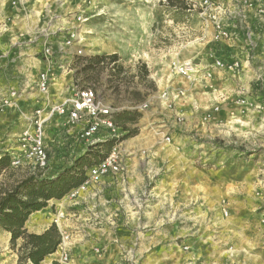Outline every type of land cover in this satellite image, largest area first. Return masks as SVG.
<instances>
[{
	"label": "crops",
	"instance_id": "0c3cea01",
	"mask_svg": "<svg viewBox=\"0 0 264 264\" xmlns=\"http://www.w3.org/2000/svg\"><path fill=\"white\" fill-rule=\"evenodd\" d=\"M53 1L26 0L23 7L16 9L11 8L9 0H0V92H18L13 104L0 110V156L22 155L19 138L28 127L27 116L44 105L42 97L35 99L31 93L38 75L48 68L41 56L42 32L68 28L76 17L83 16L77 13L68 18L64 6ZM148 22L143 25L146 43L153 23L157 25L156 21ZM157 37L156 30V40ZM145 47L143 56L156 91L140 88L138 91L149 94L144 102L136 105L127 99L117 104L120 111L148 104L138 125L139 134L129 141V146L120 148L126 172L103 178L77 203L51 201L46 209L31 215L26 224L29 233L42 234L61 212L64 217L58 228L71 237L70 264L95 260L116 264L121 260V251L147 254L152 249L173 250L179 244L181 202L195 205L191 207L194 213L196 209H205V215L211 213L210 222L219 223L224 219V196L232 199L225 209L232 217L234 213L239 216L241 222L242 217L255 218L258 203L264 204L257 185L261 180L256 179L260 165L264 167V159L257 157L264 154V38L254 50L248 48L247 40L241 36L221 45L206 42L202 48H190L186 53L172 48L166 57L161 46L155 49V59ZM213 52L218 58L240 60L242 71L233 74L216 69ZM126 55L136 58L131 51ZM132 61L130 58L129 63ZM189 61L197 69L192 80L174 71V64ZM153 63L156 69L152 75L149 65ZM70 92L65 84L61 93L49 101L60 104L70 97ZM64 124L63 118L55 116L46 126L51 147L48 170L24 163L13 168V178L5 175L1 181L13 184L33 174L53 178L71 166L84 152L75 142L79 127ZM150 128L161 131L154 134L148 131ZM163 141L167 144L160 147ZM226 148L236 156V179H230L224 170L228 169L229 154H223ZM217 152L222 154L216 160ZM10 240L11 235L0 228V264H19L17 254L10 249ZM99 252L103 254L93 256ZM59 259L58 250L45 264Z\"/></svg>",
	"mask_w": 264,
	"mask_h": 264
},
{
	"label": "rangeland",
	"instance_id": "374dc122",
	"mask_svg": "<svg viewBox=\"0 0 264 264\" xmlns=\"http://www.w3.org/2000/svg\"><path fill=\"white\" fill-rule=\"evenodd\" d=\"M48 1L50 3L54 2L53 0ZM190 1L197 2L199 0ZM58 2L61 6H64L68 18L77 13H82L84 17L88 18L87 27L85 28L90 33H87L88 40L84 48L85 58L117 52L116 54H121V56L118 55L116 68L120 71L116 70V73L120 72L121 76L116 78L115 72H106L105 69L100 75L95 73L86 74L82 71L81 59L59 57L54 60L52 66L55 82L50 90L49 98L57 97V94L59 95L64 89L65 84H68L70 89L73 85L78 84L83 88H93L100 99L112 106L125 103L127 99L124 98V94L117 95L115 90L117 85L123 92L127 89L138 90L140 88L156 91L154 87L156 83L149 77L150 73L146 66L148 61L143 56L146 50L145 45H147L148 50L152 51L153 57H151L155 59V49H159L161 46L166 57L172 48L181 49L186 53L190 48L198 50L204 44L198 41L203 35L201 19L197 11L188 12L187 3L185 4L186 10H170L161 0H58ZM150 20L156 21L157 25L153 23L151 36H149L148 43H146L143 36V25ZM130 24L134 26L138 24L139 26L131 27ZM156 30L157 40L155 38ZM262 38H264V33H262ZM3 41L6 43L8 39L5 38ZM130 51L134 53L136 58H132L130 55L126 58V52ZM130 58L133 60L131 63H129ZM149 66V70L153 75L156 67L154 63ZM139 70L148 72L146 84L140 82L137 74ZM8 93L9 89L1 91L0 100ZM31 93L35 95V99L44 97L38 91L37 86ZM146 93L148 94V92L144 94ZM148 131L155 134L156 131L161 130L150 128ZM125 135L126 133L122 130L114 147L123 148L130 145L129 141L134 137L123 140ZM259 141L261 142L262 138ZM165 143L167 144L163 141L159 146L164 147L166 146ZM216 143L218 146H222L218 141ZM50 148L49 146L48 150ZM228 150L230 151V148L223 151V154H229L226 156V159H228L226 168L228 169L224 170L226 175L231 177L230 179H236L235 175L239 171H237L236 156L230 155L232 153ZM219 154L222 153H216V160ZM263 155L260 154L257 157L260 156L261 159H264ZM260 171L256 179L261 180L260 184L257 182L260 188L258 193L264 200V167L262 165H260ZM223 198L225 202L222 205L226 207L229 204L228 201L232 199L225 196ZM194 206L181 202L179 244L173 250H167L166 248L162 250L152 249L147 254L137 251H121V260L116 264H264L263 203H258L255 218L242 217V222L235 213L232 217L228 209L221 207L224 219L220 220V223L210 222L211 213L205 215V209L204 212H198V209H196L194 213L191 209ZM165 207L170 206L165 204ZM229 216L230 219L227 220ZM102 254V252L93 253V256L96 257V255ZM87 264H104V262L95 260Z\"/></svg>",
	"mask_w": 264,
	"mask_h": 264
},
{
	"label": "built area",
	"instance_id": "2783aa9c",
	"mask_svg": "<svg viewBox=\"0 0 264 264\" xmlns=\"http://www.w3.org/2000/svg\"><path fill=\"white\" fill-rule=\"evenodd\" d=\"M26 0H9L11 8H20ZM188 12H198L203 26V35L198 41L211 42L221 45L230 40H236L243 36L250 50L256 49L260 44L264 33V0H199L197 2L186 0ZM87 19L82 15L75 18L68 28H57L54 31L44 30L41 56L48 68L41 72L36 81L38 91L43 94L44 105L36 108L27 116L28 127L19 138V148L22 155L13 157L12 167H21L28 163L37 169L46 171L49 168L48 148L45 129L47 124L58 116L65 120L66 127H79L75 135V142L85 153L88 148L106 142L119 139L122 130L113 121V114L120 111L98 97L93 88H83L78 84L70 89V97L60 104H51L49 94L51 86L55 82V74L52 68L57 58L74 57L81 59V66L87 63L84 48L87 42V33L84 25ZM214 67L221 71L239 74L243 69V63L238 59L218 58L216 52ZM212 54V55H213ZM85 59V60H83ZM118 62L106 61L102 63L106 72H115ZM174 71L186 80H192L197 72L194 62L174 64ZM182 94V93H181ZM18 97L16 90H11L0 100V110L13 104ZM245 104V102H241ZM142 114L148 109V104L143 103L134 107ZM169 140V139H167ZM126 172L124 158L121 149L114 147L109 156L99 165L91 168L87 173L86 181L73 190L63 200L77 203L88 189L100 182L103 178L114 174ZM64 215L58 212L54 224L60 228ZM58 228V229H59ZM60 231V230H59ZM61 232V231H60ZM62 234V242L59 246L60 264L71 262V237L67 233Z\"/></svg>",
	"mask_w": 264,
	"mask_h": 264
},
{
	"label": "trees",
	"instance_id": "16d2710c",
	"mask_svg": "<svg viewBox=\"0 0 264 264\" xmlns=\"http://www.w3.org/2000/svg\"><path fill=\"white\" fill-rule=\"evenodd\" d=\"M170 10H186V0H161ZM118 55L93 56L87 58L83 72L100 75L106 61L117 62ZM120 71V69H116ZM115 74L120 78L121 73ZM142 84L147 83L148 72H137ZM117 95L135 101L136 105L146 100L149 94L138 90L123 92L117 85ZM118 108L117 104L113 105ZM143 114L137 109L122 110L113 114V121L126 135L123 140L135 137L139 133L137 125ZM116 140H108L87 149L71 166L62 169L53 178H45L42 174H33L13 184L1 181L3 176L9 179L15 176L12 167L13 157L9 153L0 156V228L11 235L10 249L18 256L19 264H45L61 245L62 234L53 224L42 234L29 233L26 224L34 213L46 209L51 201H62L73 190L79 188L87 179L88 171L103 162L111 153ZM52 264H59L54 261Z\"/></svg>",
	"mask_w": 264,
	"mask_h": 264
}]
</instances>
